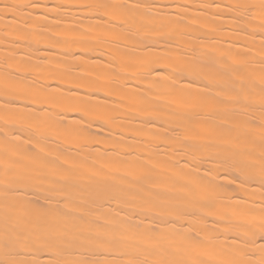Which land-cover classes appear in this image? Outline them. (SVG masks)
Segmentation results:
<instances>
[{"label":"bare ground","instance_id":"bare-ground-1","mask_svg":"<svg viewBox=\"0 0 264 264\" xmlns=\"http://www.w3.org/2000/svg\"><path fill=\"white\" fill-rule=\"evenodd\" d=\"M0 264H264V0H0Z\"/></svg>","mask_w":264,"mask_h":264}]
</instances>
